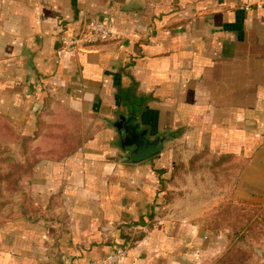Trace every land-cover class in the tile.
I'll return each instance as SVG.
<instances>
[{"label": "crops", "instance_id": "1", "mask_svg": "<svg viewBox=\"0 0 264 264\" xmlns=\"http://www.w3.org/2000/svg\"><path fill=\"white\" fill-rule=\"evenodd\" d=\"M103 16L118 38L62 48ZM127 106L173 131L163 152L120 160L107 121ZM0 118L41 145L21 181L39 215L0 225V264H88L116 245L122 264H211L225 205L264 218V0H0Z\"/></svg>", "mask_w": 264, "mask_h": 264}, {"label": "rangeland", "instance_id": "2", "mask_svg": "<svg viewBox=\"0 0 264 264\" xmlns=\"http://www.w3.org/2000/svg\"><path fill=\"white\" fill-rule=\"evenodd\" d=\"M20 133L21 130L18 125L8 124L0 118V172L6 173L14 169V163L18 164L21 162L29 165L38 162L37 151L41 145L37 144V137L35 135H21ZM53 136H57V134H53ZM77 142V139L66 137L63 141L62 149L67 151L74 147ZM30 174H33L32 171L25 173L21 177L20 181L17 182L19 186L17 189H11L15 183L11 185L6 181L0 182V225L19 217L20 214L32 213L33 218L39 215V206L35 204L30 192L24 190L21 182ZM48 208H51L50 203ZM262 208L260 205L245 208L243 205L236 204L235 207L230 208V211L220 215V220L217 221V224H220L221 228H228V225L232 228L230 232L223 230L222 234L220 233V252L218 257L210 261L211 264H217L230 249H238L240 251L243 249L242 251H245L246 254H252L247 264H260L261 256L263 255L262 251H264ZM244 214H247V216H244ZM250 216L252 218L247 220ZM243 228L249 229L250 232H244Z\"/></svg>", "mask_w": 264, "mask_h": 264}, {"label": "water", "instance_id": "3", "mask_svg": "<svg viewBox=\"0 0 264 264\" xmlns=\"http://www.w3.org/2000/svg\"><path fill=\"white\" fill-rule=\"evenodd\" d=\"M107 125L117 132L119 145L123 151L121 161L138 163L163 152L174 140L172 130L151 135L150 128L143 126L139 120L137 108L115 110V117Z\"/></svg>", "mask_w": 264, "mask_h": 264}, {"label": "built area", "instance_id": "4", "mask_svg": "<svg viewBox=\"0 0 264 264\" xmlns=\"http://www.w3.org/2000/svg\"><path fill=\"white\" fill-rule=\"evenodd\" d=\"M116 38H118V32L109 16L92 18L80 33L64 35L62 48L65 51H75L106 43ZM128 253L129 247L116 245L105 257L90 261L88 264H122Z\"/></svg>", "mask_w": 264, "mask_h": 264}, {"label": "trees", "instance_id": "5", "mask_svg": "<svg viewBox=\"0 0 264 264\" xmlns=\"http://www.w3.org/2000/svg\"><path fill=\"white\" fill-rule=\"evenodd\" d=\"M15 168L7 171L6 173L0 172V182H7L9 184L15 183L14 187L11 189H17L19 186L17 184L18 181H20L21 177L30 171H33V167L35 164H29L25 165L21 162L18 164L14 163ZM16 175V176H15ZM15 176V178H14ZM171 196L169 197L170 200ZM168 201V200H167ZM231 206L225 205L223 207V210L226 212L230 211ZM224 212V213H225ZM240 215V214H239ZM244 216H247V214H244ZM252 216L247 218V220L251 219ZM245 219V217H244ZM264 221V219L262 218ZM217 227H220V224L217 225ZM247 228H243L244 232H250V230H246ZM264 235V234H263ZM243 250V249H242ZM240 251L238 249L228 250V252L217 262V264H247L248 260L252 257V254H246L245 251Z\"/></svg>", "mask_w": 264, "mask_h": 264}]
</instances>
